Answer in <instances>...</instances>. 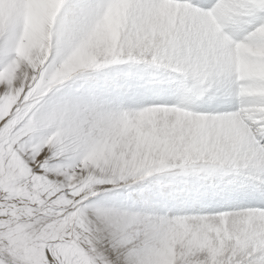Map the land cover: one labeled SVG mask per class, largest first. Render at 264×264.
Wrapping results in <instances>:
<instances>
[{"label": "snow or ice", "instance_id": "1", "mask_svg": "<svg viewBox=\"0 0 264 264\" xmlns=\"http://www.w3.org/2000/svg\"><path fill=\"white\" fill-rule=\"evenodd\" d=\"M0 264H264V0H0Z\"/></svg>", "mask_w": 264, "mask_h": 264}]
</instances>
